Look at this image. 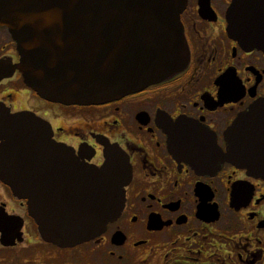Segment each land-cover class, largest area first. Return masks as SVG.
<instances>
[{"label":"flooded vegetation","instance_id":"af4514ba","mask_svg":"<svg viewBox=\"0 0 264 264\" xmlns=\"http://www.w3.org/2000/svg\"><path fill=\"white\" fill-rule=\"evenodd\" d=\"M180 21L182 72L95 105L41 97L0 25V109L45 120L83 164L111 149L131 170L119 216L74 245L45 238L0 173V264H264V119L239 126L264 102V0H185Z\"/></svg>","mask_w":264,"mask_h":264},{"label":"water","instance_id":"95a60500","mask_svg":"<svg viewBox=\"0 0 264 264\" xmlns=\"http://www.w3.org/2000/svg\"><path fill=\"white\" fill-rule=\"evenodd\" d=\"M184 5L185 0H0V25L16 40L19 68L41 97L95 105L186 68L189 52L180 21ZM251 119H264V102L239 126ZM230 158L229 152L225 159ZM254 168L264 175V163ZM0 173L28 200L42 235L61 245L94 238L117 218L131 178L120 152L108 149L100 167L83 164L53 139L48 122L2 109Z\"/></svg>","mask_w":264,"mask_h":264}]
</instances>
